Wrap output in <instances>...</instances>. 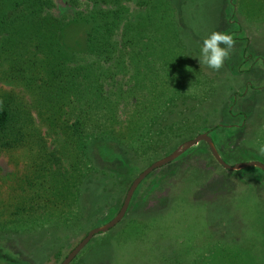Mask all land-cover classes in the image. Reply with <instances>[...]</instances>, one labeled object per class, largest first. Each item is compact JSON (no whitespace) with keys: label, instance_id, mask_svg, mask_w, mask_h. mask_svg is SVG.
Instances as JSON below:
<instances>
[{"label":"rangeland","instance_id":"374dc122","mask_svg":"<svg viewBox=\"0 0 264 264\" xmlns=\"http://www.w3.org/2000/svg\"><path fill=\"white\" fill-rule=\"evenodd\" d=\"M248 1L264 4L263 0ZM55 2L63 6L61 0ZM142 3H130L137 28L134 59L131 70L115 78L128 96L120 98L118 109L122 120L140 109L151 113L146 128L138 132L144 130L158 142L122 163V149L111 144L96 148V152L114 154L110 161L100 160L104 173L94 185L81 187L76 204L56 208L44 199L47 192L38 171L42 159L36 156L39 144L29 142L1 152L0 249L22 264H61L91 230L118 214L130 185L143 170L198 135L208 134L230 166L264 164L260 151L264 146V58L251 55L247 48L249 60H242L249 38L230 28L236 22L228 20V0ZM213 32L234 38L218 70L198 59L203 40ZM248 35L252 36L250 48L264 51V21ZM248 84L254 89L247 90ZM1 88L22 91L14 80L0 84ZM234 99L236 106L230 113ZM33 116L41 135H48L49 127ZM142 120L135 115L133 124ZM138 138L129 145L136 147ZM46 139L49 150L57 147L53 137ZM20 205L28 212L16 216ZM54 209L60 213L57 221ZM71 264H264V172L258 168L228 171L200 142L148 175L136 188L122 221L93 237Z\"/></svg>","mask_w":264,"mask_h":264},{"label":"trees","instance_id":"16d2710c","mask_svg":"<svg viewBox=\"0 0 264 264\" xmlns=\"http://www.w3.org/2000/svg\"><path fill=\"white\" fill-rule=\"evenodd\" d=\"M132 1L61 0L60 8L55 0H0V84L14 80L22 88L19 92L0 89V153L38 143L39 178L47 192L44 199L55 208L72 201L76 204L81 187L94 185L104 173L100 160L110 161L114 154L99 153L96 148L111 144L122 149V163L139 151L143 155L158 142L149 139L144 130L138 132L146 128L151 113L140 109L125 120L119 116V100L128 96L115 78L129 72L134 59L137 28ZM233 8V0H228L229 21L234 18ZM54 9L64 13L56 14ZM241 58L249 60L246 50ZM251 89L248 84L247 90ZM235 106L236 99L230 104V113ZM33 113L49 127L48 135H41ZM135 115L143 119V125L133 124ZM47 137L57 143L53 150L48 148ZM137 137V146H130ZM35 207L30 206L29 211ZM54 211L57 221L60 213ZM27 212L20 205L14 214ZM0 264L22 261L0 249Z\"/></svg>","mask_w":264,"mask_h":264},{"label":"water","instance_id":"95a60500","mask_svg":"<svg viewBox=\"0 0 264 264\" xmlns=\"http://www.w3.org/2000/svg\"><path fill=\"white\" fill-rule=\"evenodd\" d=\"M200 142H205L208 145V148L213 156V158L216 160V162L222 166L224 169L228 171H240L243 169L248 168H258L261 171L264 172V164L259 162H247V163H241L237 164L235 166H230L226 164L219 156L212 139L208 134H201L198 135L196 138L186 141L183 144H181L179 147H177L171 154L168 156L150 164L145 170H143L137 178L132 182L130 185L125 199L123 201L122 207L118 214L106 225L95 228L91 230L87 236L67 255V257L63 260L61 264H71V262L77 257V255L85 248V246L91 241V239L97 235L105 234L111 229H113L115 226H117L122 219L124 218L128 206L130 204V201L132 199V196L136 190V188L139 186V184L153 171L160 169L162 167H165L169 164H171L173 161H175L177 158H179L181 155H183L186 151L191 149L192 147L196 146Z\"/></svg>","mask_w":264,"mask_h":264},{"label":"crops","instance_id":"0c3cea01","mask_svg":"<svg viewBox=\"0 0 264 264\" xmlns=\"http://www.w3.org/2000/svg\"><path fill=\"white\" fill-rule=\"evenodd\" d=\"M233 6L236 27L232 28L231 26L230 28L234 30L233 32H238L239 34L247 33L249 43L252 44V36L248 34L254 26H257L260 22L264 21V4L260 7L258 3L252 4L248 0H233ZM248 38H245V40L248 41ZM250 44L247 45V47H243L242 52L249 48L251 55H257L264 58V51H255V48H250Z\"/></svg>","mask_w":264,"mask_h":264},{"label":"clouds","instance_id":"9594fccd","mask_svg":"<svg viewBox=\"0 0 264 264\" xmlns=\"http://www.w3.org/2000/svg\"><path fill=\"white\" fill-rule=\"evenodd\" d=\"M224 45V47H221ZM234 45V38L231 34L213 32L203 40L200 48L199 63L209 68L218 70L223 61L229 56L230 50ZM264 152V146L260 148Z\"/></svg>","mask_w":264,"mask_h":264}]
</instances>
